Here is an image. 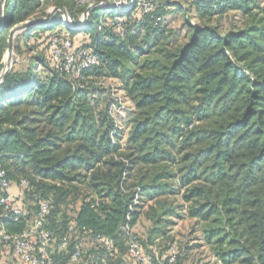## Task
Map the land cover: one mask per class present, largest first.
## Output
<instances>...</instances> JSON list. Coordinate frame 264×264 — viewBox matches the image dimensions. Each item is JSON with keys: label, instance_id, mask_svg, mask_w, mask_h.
Returning <instances> with one entry per match:
<instances>
[{"label": "trees", "instance_id": "obj_1", "mask_svg": "<svg viewBox=\"0 0 264 264\" xmlns=\"http://www.w3.org/2000/svg\"><path fill=\"white\" fill-rule=\"evenodd\" d=\"M63 1L76 24L73 8L85 6ZM153 1L149 14L126 13L122 38L108 25L99 30L101 9L89 10L86 25L72 29L38 18L50 2L60 8V0L5 1L0 74L11 28L31 24L15 35L14 53L21 51L15 40L28 44L49 34L42 38L47 58L10 69L0 83V169L11 184L28 182L14 199L23 217L0 223L22 235L46 202L42 228L53 235L55 264H70L82 241L90 248L78 264H101L105 252L95 237L113 239L111 263L129 264L122 227L139 221L135 196L154 202L146 218L155 226L173 206L163 197L179 196L189 218L202 224L215 264H264V0H186L205 22L188 26L181 43L164 25L177 4ZM230 11L241 13L245 25L221 34L210 21ZM79 32L87 40L76 45ZM56 34L92 47L100 64L70 81L50 65ZM105 77L119 81L132 104L126 135L103 98ZM72 224L77 237L58 253ZM154 233L141 245L152 243ZM190 251L177 249L173 264L201 262Z\"/></svg>", "mask_w": 264, "mask_h": 264}, {"label": "built area", "instance_id": "obj_2", "mask_svg": "<svg viewBox=\"0 0 264 264\" xmlns=\"http://www.w3.org/2000/svg\"><path fill=\"white\" fill-rule=\"evenodd\" d=\"M68 1L85 6L89 10L95 8L101 9L99 30L103 29L105 25H108L121 38L123 37L122 25L128 20L127 12H130L129 16L133 17L138 13L149 14L156 8V3L153 0H120L114 4L102 0ZM211 1L214 3L217 2V0ZM107 17L109 18L106 19ZM105 20L108 21L106 22ZM64 21L66 23V20ZM82 23L81 25L83 26L84 23ZM66 26L72 29L82 27L78 26V23L76 25L72 24L69 17ZM99 64L100 58L92 47H75L70 40L60 37L57 34L51 38L50 65L53 69L67 74L70 81L82 80L83 72L95 68ZM113 98L114 100L110 105L109 112L114 120V126L116 129H120L118 120L124 112L125 104L116 90H113ZM27 187L28 182L26 180H21L17 185V189L21 190ZM11 188L12 184L7 180L4 171L0 169V208L2 209L0 217L18 220L23 217L24 211L15 205V196L11 192ZM47 212L48 204L42 202L28 230L19 236L8 234L0 223V254L3 252H12L13 256L22 264H55L51 252L54 241L53 235L42 228V223ZM122 232L127 238L125 258L129 264H162L164 258L154 251L144 250L138 237L127 224L122 227ZM83 234L90 235L86 230H83ZM72 237H77L73 224L69 226L67 234L60 239L59 246L61 249L66 248ZM36 238L38 243L35 248L32 241ZM95 240L102 244L105 252L104 260L101 264H113L109 260L114 254L113 239L109 237H95ZM87 252V249L84 250L77 247L71 254L69 263L78 264L81 257L87 254ZM167 253L165 255L167 262L173 264L178 254L177 248L172 246L168 249Z\"/></svg>", "mask_w": 264, "mask_h": 264}, {"label": "rangeland", "instance_id": "obj_3", "mask_svg": "<svg viewBox=\"0 0 264 264\" xmlns=\"http://www.w3.org/2000/svg\"><path fill=\"white\" fill-rule=\"evenodd\" d=\"M5 1L6 0H0V8H3ZM102 1L114 4L120 0ZM60 2V4H62L60 8L55 7V4L53 2L45 5L42 10L44 14H39L40 16L38 15V18L44 19L45 16L50 15V18H54L56 22L62 25V27L66 26L67 21L65 23L64 20H66L65 13L67 14L68 5H63V0H60ZM170 3L174 5L177 4L176 6H178L179 9H177V11H172L171 14H168L166 16L164 25H166L167 30L171 32V34H174L172 36L181 43L185 41L188 26H202L205 21L199 20L196 10L188 5L186 0H170ZM86 10L87 7H85V10L83 12L78 11L77 7L73 8V12L77 16L76 24L78 23V26H82L81 23L83 21V26L86 25L89 15V12L87 15H85ZM71 23L75 24L72 21ZM210 24L213 27H217L221 34H226L227 31H237L243 28L245 25V17L239 12L230 11L221 17L216 16L212 18ZM10 30H12V28ZM47 34L49 33L42 35V38L47 36ZM42 38L38 39V41H36L35 39H31L28 44L15 40V43L19 46L21 51L20 53H14L12 44L10 69L14 68L15 70H23L30 63L31 59L36 56L47 58V49L45 48V41ZM74 39L76 45H81L82 43L86 42L84 40H87L82 32L75 34ZM4 57L5 58H3V64H5L7 60L6 54L4 55ZM43 70V67L40 66L39 71L43 72ZM99 84H101L100 86H103L102 88L105 91V95L103 98H107V102H113V90H116L118 95L123 99V102L125 104V112L119 118L118 122L123 130L124 135H126L128 132V126L126 125L125 121L128 118L130 112H132L131 102L126 98L125 92L120 89V83L116 79L105 77L100 81ZM16 184L17 183H13L12 186L17 188ZM163 198H166L167 203H170L173 206L177 207L172 206L170 213L164 214V216L161 217V220L163 221H161L160 225L155 226L146 218L147 214L152 213L151 208H155L154 202L149 201L146 198H140V196L138 199V196H135L134 205L137 212H139L140 218L136 226L132 228V232L138 237L139 241L142 242L147 241L149 232L153 228L155 232H157L154 233L155 235L152 234V236H154V238H152V243H147V246H143V249L150 252L154 251L160 256L165 257L168 249L174 246L179 249V251L191 250V258H193L194 260H201V262H199L198 264H215L216 261L210 255V248L204 245L205 242L203 240V235L201 232L202 224L200 223V221L198 219L189 218L187 205L181 203V199L179 198V196H167ZM79 247L84 250L90 248L85 241H82ZM0 264L3 263L0 262Z\"/></svg>", "mask_w": 264, "mask_h": 264}, {"label": "water", "instance_id": "obj_4", "mask_svg": "<svg viewBox=\"0 0 264 264\" xmlns=\"http://www.w3.org/2000/svg\"><path fill=\"white\" fill-rule=\"evenodd\" d=\"M1 6H2V2H1ZM2 11H3V8L1 7L0 8V24H1V18H2ZM88 12H89V9L87 8V10L85 12V15H87ZM65 17H66V21L68 23V16H67L66 13H65ZM49 19H50V15H47L46 18L44 19V21L46 22ZM30 26H31V24L26 23V24H23V25L14 26V28H12V30H10L9 35H8V40H7L8 47H7V50H6V53H5L6 56H7V60H6L5 64H3V70H2V73L0 74V83L4 79V77L6 76V74L8 73V71H9V69L11 67L10 60H11V55H12V44H13V39H14L15 35L18 32H20L23 29L28 28Z\"/></svg>", "mask_w": 264, "mask_h": 264}, {"label": "crops", "instance_id": "obj_5", "mask_svg": "<svg viewBox=\"0 0 264 264\" xmlns=\"http://www.w3.org/2000/svg\"><path fill=\"white\" fill-rule=\"evenodd\" d=\"M11 192L14 194V196H16L18 190L16 187L12 186ZM65 249L66 248L61 249V247L59 246L56 251L59 253L60 251L65 250ZM163 258L165 259V257H163ZM0 262L3 264H9V263H11V264H13V263L22 264L15 257H12L11 255H9L8 252H3L0 254Z\"/></svg>", "mask_w": 264, "mask_h": 264}]
</instances>
